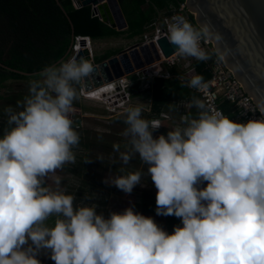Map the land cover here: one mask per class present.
I'll return each instance as SVG.
<instances>
[{"label": "clouds", "instance_id": "1", "mask_svg": "<svg viewBox=\"0 0 264 264\" xmlns=\"http://www.w3.org/2000/svg\"><path fill=\"white\" fill-rule=\"evenodd\" d=\"M208 31L176 15L167 24V39L177 56L204 61L209 54L201 40ZM68 56L29 82V94L18 102L22 110L6 109L10 127L0 136V264H41L42 251L54 264H264L262 118L239 123L193 97L190 107L198 109L197 116H183L182 126L154 138L160 122L144 119L141 106L125 109L121 135L127 150L114 145V151L125 165L138 155L147 166L157 189L156 214L181 220L171 234L134 206L106 218L96 204L74 207V196L44 186L50 174L75 163L72 149L80 135L70 118L78 95L74 85L95 70L88 60ZM182 86L207 87L201 75ZM259 111L264 116V108ZM96 159L104 161L102 155ZM142 175L136 170L104 183L130 194L143 186Z\"/></svg>", "mask_w": 264, "mask_h": 264}, {"label": "trees", "instance_id": "2", "mask_svg": "<svg viewBox=\"0 0 264 264\" xmlns=\"http://www.w3.org/2000/svg\"><path fill=\"white\" fill-rule=\"evenodd\" d=\"M59 1L61 6L57 4L56 0H0V90L9 81H28L31 78L39 77L37 74L46 66L65 61L72 44L73 34L90 36L95 41L112 37L118 38L124 34L127 35V38L133 39L142 36L147 27L158 18L160 12L170 6L182 3V0H118L128 28L125 31H117L102 22L99 17L93 16L90 6L75 8L72 0ZM69 19L74 25V31ZM111 52L107 51L103 58L97 57L98 59L94 58V61L98 64L119 53V51ZM158 68L162 74L172 76V79H155L152 83L151 90L148 92L151 111L144 118L150 121L159 117L161 113H175V107L180 102H191L193 97L200 99L192 88L182 86L185 83L182 80L183 74L180 68H167L165 65ZM194 68L196 74L203 77L204 83L210 79L211 74L206 70V65L203 62L195 63ZM10 91L12 92L4 97L0 95V101H4V106L11 107L14 111L22 110L18 107V102H23L29 94V86L15 91L10 89ZM222 109L228 118L232 119L234 108L226 103ZM189 114L196 117L198 109L191 107ZM79 117L72 118L75 129L81 120ZM7 120L8 118L0 114V136L10 127ZM111 120L124 124L116 117ZM169 130L162 128L157 131L155 137L161 134L166 136ZM103 140L101 137L98 141H84L80 136L78 145H83L90 151L96 148L100 153L96 155L95 159L101 155L104 158V161L98 160L97 162L96 160L91 163V161L86 162L90 160L91 153L84 155L85 174H87L86 168L90 163L94 165L93 167L99 166V168L102 165L110 166L113 168L111 171L117 175H126L132 172V162L133 164L135 162L142 163L137 155L128 164H123L118 159L119 157H116L118 152L113 148L114 145L119 144L110 141L109 145L108 140L104 144L100 143L104 142ZM121 150H127L126 145H119V151ZM107 154L108 160L105 158ZM145 167L147 168L146 165ZM120 169H123V172ZM84 176L87 177V175ZM44 186L46 187V184ZM93 187L97 188L96 184H93ZM150 196V194H144L143 210L156 213V201H151ZM164 217L169 234L173 232L175 226L182 224L180 218L175 216Z\"/></svg>", "mask_w": 264, "mask_h": 264}, {"label": "water", "instance_id": "3", "mask_svg": "<svg viewBox=\"0 0 264 264\" xmlns=\"http://www.w3.org/2000/svg\"><path fill=\"white\" fill-rule=\"evenodd\" d=\"M77 7L92 8V15L112 29L124 31L128 24L118 0H74ZM194 16L197 28L208 27L207 39L215 53L260 110L264 108V0H182ZM61 6V2L56 0ZM72 30L74 25L69 19ZM74 36V34H73ZM176 46L164 38L136 44L96 64L88 50L77 54L94 66L83 81L86 91L139 71L152 68L176 55ZM63 61V60H62ZM62 61L54 65H59ZM264 117V116H263Z\"/></svg>", "mask_w": 264, "mask_h": 264}, {"label": "rangeland", "instance_id": "4", "mask_svg": "<svg viewBox=\"0 0 264 264\" xmlns=\"http://www.w3.org/2000/svg\"><path fill=\"white\" fill-rule=\"evenodd\" d=\"M120 42H126L124 37H118ZM94 57L95 58H103L104 54L111 51L114 48H118L116 44H105L104 42H94ZM97 58V59H98ZM158 65V64H157ZM156 66L150 68V70L155 69ZM161 66L163 64H160ZM188 69V65L185 67H180L181 71H186ZM134 81L135 87L132 90V96L127 106H125L124 110L117 112L116 114H110L108 111V107L106 103L100 101H85L81 99L77 95V99L74 100L73 106L77 109V114H80L81 123H79V127H77V131L81 138L85 141H98L102 137L104 142L108 140L109 145L110 141L118 143L119 145H127V139L121 135L124 129L127 127L125 124L119 123V121H113L114 117L119 118L124 122L125 119V109L129 107L141 106L142 117L146 118V115H149L151 111V100L147 90H145L144 81L142 84H138V76L133 74L130 76ZM191 76L184 77V80L188 83L191 79ZM34 79H40V77L31 78L28 81H9L6 86L0 90L1 96H6L12 91L17 89L27 88L29 86V82ZM138 84V86H137ZM74 87L78 90L79 84H75ZM78 94V92H77ZM4 101H0V114L1 116H5L8 118L6 113V109L9 107L4 106ZM168 115V114H167ZM170 116V115H168ZM2 118V117H1ZM165 125L167 123L163 122V128H166ZM153 136H157V131L153 132ZM75 154V163H67L63 166L62 169H58L55 173L50 174L49 177L46 178L45 184L46 187L50 188L53 191H61L64 194L74 196V207L81 206H91L93 204L97 205V213H103V215L107 218L110 212H122L129 206H134V211L139 212L145 216L152 217L155 222L161 226L165 231L166 228V220L162 215H157L156 213L145 212L143 210L144 203V194H150L151 201H156V192L151 177L146 174V167L143 163L132 162V172L136 170H141L143 172L141 185H137L134 187L133 191L130 194H126L123 191L116 188L114 185L104 183V180L107 177H112L117 175L114 173L113 168L110 166L102 165L101 168L99 166L93 167L92 162H98V159H95L96 155L100 153L98 149H92L91 151L88 148H85L83 145H77L72 149ZM126 150H121L120 152H125ZM87 153H91L90 161L88 168H86L87 174H85V167L83 166L84 155ZM105 153V152H104ZM108 154L106 155V159ZM117 158L119 157L116 156ZM119 159V158H118ZM74 169V170H71ZM84 175H87L85 177ZM120 175V174H118ZM56 177L60 178V184L56 185L55 179ZM94 178V180H93ZM93 184H96V187H93ZM206 186V183L201 185V187ZM93 188V189H92ZM111 188V189H110ZM55 217L49 218L46 221L48 226H53ZM179 226H182L179 225ZM46 253V252H45ZM41 264H54L51 262V258L46 257L43 258Z\"/></svg>", "mask_w": 264, "mask_h": 264}, {"label": "built area", "instance_id": "5", "mask_svg": "<svg viewBox=\"0 0 264 264\" xmlns=\"http://www.w3.org/2000/svg\"><path fill=\"white\" fill-rule=\"evenodd\" d=\"M73 2L75 8H79L76 6L74 0ZM176 15L184 16L196 27L193 19L194 16L187 11L185 3L182 1V3H178L177 6H170L165 11L160 12L158 18L147 27V31L143 34L140 43L154 42V44H157L159 40L164 38L167 39V24L171 18ZM94 45V41L89 36H74L67 60L72 57H77V54L83 50H88L91 59L94 61ZM201 47L209 54V59L198 61L192 57L182 58L174 55L169 59H162L160 64L165 65L167 68H180L188 65V69L183 74L184 76L192 77L197 75L194 64L203 62L206 65V70L211 74L210 79L205 82L207 87L199 91L197 89H192L199 95L200 100L204 102L209 111L220 112L223 116L228 117L222 109V106L227 103L235 110V112H233V119H231L233 121L246 123L250 119H264L253 100L236 81L234 75L226 69L223 59L215 53L210 40L207 38L202 39ZM160 64L153 70L149 68L142 72L139 71L135 73L138 76V84H142L146 81L145 90L148 92L151 90L152 83L155 79H172V76L169 74H162L161 70L158 68L161 66ZM134 81L135 80H132L130 76H124L106 83L99 88H94L91 91H86L82 83H80L77 92L79 97L85 101H100L106 103L109 113L116 114L124 110L125 106L128 105L132 96L133 87H135ZM73 109L74 110L70 113L71 119L75 116H80V114H77V109L75 107H73ZM190 109L189 101L180 102L176 106L177 112L181 113L182 117L188 115ZM169 119L170 117L166 113H161L159 117L152 119L159 121L162 125L155 131L161 130L163 128V122ZM81 122L80 120L79 123ZM79 125L80 124H78L77 127H79Z\"/></svg>", "mask_w": 264, "mask_h": 264}, {"label": "crops", "instance_id": "6", "mask_svg": "<svg viewBox=\"0 0 264 264\" xmlns=\"http://www.w3.org/2000/svg\"><path fill=\"white\" fill-rule=\"evenodd\" d=\"M127 30V29H126ZM125 31V30H124ZM146 31H147V29H146ZM145 31V32H146ZM121 37H124L125 38V41L126 42H120V43H118L119 41H123V40H120L119 38H117V37H112V38H106V39H102V40H98V41H95L94 40V42L95 43H99V42H104L105 44H116V45H118L117 47L118 48H114L112 51H119V53L121 52V51H123V50H125V49H128V48H130V47H132V46H134V45H136L137 43H139L140 42V40H141V38L143 37V35L142 36H137V37H135V38H133V39H129V38H127V35L126 34H124V35H122ZM118 53V54H119ZM181 71V70H180ZM182 72V74L184 73V71H181ZM184 77H187V76H184V74H183V76H182V80L184 81V83H185V85L187 84V82L184 80ZM178 79H180V78H178ZM184 102V101H183ZM190 112V111H189ZM166 114H168V115H170L169 117H170V119L169 120H167V121H164V123L166 122L167 123V125H165V127L166 128H168V129H170V130H173L174 128H176V127H178V126H182L181 125V120H182V115H181V113H179V112H177V110H176V107H175V113L174 112H168V113H166ZM189 115V114H188ZM232 119H233V114H232ZM164 127V126H163Z\"/></svg>", "mask_w": 264, "mask_h": 264}, {"label": "flooded vegetation", "instance_id": "7", "mask_svg": "<svg viewBox=\"0 0 264 264\" xmlns=\"http://www.w3.org/2000/svg\"><path fill=\"white\" fill-rule=\"evenodd\" d=\"M49 257L50 258V254L45 253L44 251H42L39 255H38V259H40V261L43 260V258ZM52 263H54V261L51 260Z\"/></svg>", "mask_w": 264, "mask_h": 264}]
</instances>
